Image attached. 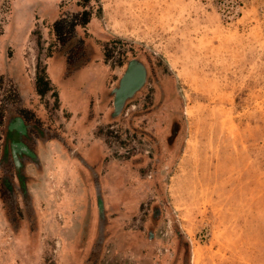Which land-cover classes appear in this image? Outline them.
Here are the masks:
<instances>
[{
	"label": "rangeland",
	"instance_id": "rangeland-1",
	"mask_svg": "<svg viewBox=\"0 0 264 264\" xmlns=\"http://www.w3.org/2000/svg\"><path fill=\"white\" fill-rule=\"evenodd\" d=\"M23 78L68 149L40 153L29 228L0 208V264H264V0H0V115Z\"/></svg>",
	"mask_w": 264,
	"mask_h": 264
},
{
	"label": "flooded vegetation",
	"instance_id": "flooded-vegetation-1",
	"mask_svg": "<svg viewBox=\"0 0 264 264\" xmlns=\"http://www.w3.org/2000/svg\"><path fill=\"white\" fill-rule=\"evenodd\" d=\"M62 34L64 35V33H57L60 39L59 41H61V43H59L61 44V48L67 52L65 55H60V57H63L65 67L68 68L73 61H81L84 59L86 57V52H84L79 43H70L77 38L73 31H71V34L68 35L69 37L67 36L64 40L61 37ZM80 48L82 50L79 53L76 50ZM69 53L71 55L75 53L73 55L74 57H70ZM127 64L128 62L125 65L124 71L126 70ZM142 64L146 71L145 80L142 84L143 86H141L143 88L147 84L149 72L145 64ZM67 72L68 71H65L64 73ZM37 77L38 76L35 78V96L37 95L40 97L44 95L46 91L49 90V86L52 85L49 78H42V82L46 83L47 89L40 93L39 89L43 87V84H40L38 88ZM39 77L41 76L39 75ZM24 84L25 81L23 78V81L18 83V92L16 95L18 100L6 104L3 110L4 114L0 115V208L2 207L3 211H5L7 222L14 229L20 227L21 224L24 229H27V227L29 228L31 219L28 218V208L31 207V190H38V185H35L36 181H34V178L39 176L38 171L40 169L41 151L42 153H46L45 146L52 141L58 145V150L64 151V149H68L57 129L49 123L43 122L41 115H38V112L31 107V94L29 88L26 86L25 90L23 87V92L19 88V86H24ZM138 92L137 90L135 93ZM135 93L128 98L125 103L131 100L136 95ZM71 152L74 151L72 150ZM72 159L75 161V163L73 160L72 163L69 161L71 163L72 176L78 186V182L81 179L79 172L80 160L76 157ZM61 163L62 161L60 159L59 162V158L54 161V165L58 166V170ZM72 193L67 192L65 196H76V194L81 193V191L76 190L75 192L72 191Z\"/></svg>",
	"mask_w": 264,
	"mask_h": 264
},
{
	"label": "water",
	"instance_id": "water-1",
	"mask_svg": "<svg viewBox=\"0 0 264 264\" xmlns=\"http://www.w3.org/2000/svg\"><path fill=\"white\" fill-rule=\"evenodd\" d=\"M145 75V67L140 61L132 59L128 62L126 70L118 82V86L112 89V116L118 115L125 101L142 86Z\"/></svg>",
	"mask_w": 264,
	"mask_h": 264
},
{
	"label": "trees",
	"instance_id": "trees-1",
	"mask_svg": "<svg viewBox=\"0 0 264 264\" xmlns=\"http://www.w3.org/2000/svg\"><path fill=\"white\" fill-rule=\"evenodd\" d=\"M83 16H85V18L83 19V23H86L87 21H88V18H87V13L84 11L83 12ZM56 30L58 31V32H60L61 30H59V29H57L56 28ZM69 33H70V31H69ZM73 64V63H72ZM71 64V66H70V68H71V70H73V69H75L77 66H78V64H73L72 65ZM43 81V79H42V77H37V84H38V88H39V86H40V84L42 85L43 84V87L41 88V89H39V92L41 93V92H43V90H45V89H47V85H46V83H44V82H42Z\"/></svg>",
	"mask_w": 264,
	"mask_h": 264
},
{
	"label": "crops",
	"instance_id": "crops-1",
	"mask_svg": "<svg viewBox=\"0 0 264 264\" xmlns=\"http://www.w3.org/2000/svg\"><path fill=\"white\" fill-rule=\"evenodd\" d=\"M50 78H51V80H55L52 76H50ZM60 95L62 96L61 98H62V100H64V102L66 101H70V108H74L75 107V109H77L76 107V103H77V99L74 97V98H68L67 99V95H68V93H67V90L65 91L64 89H62L61 90V92H60Z\"/></svg>",
	"mask_w": 264,
	"mask_h": 264
}]
</instances>
